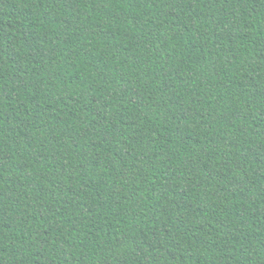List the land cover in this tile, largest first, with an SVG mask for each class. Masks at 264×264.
Instances as JSON below:
<instances>
[{
	"label": "trees",
	"instance_id": "trees-1",
	"mask_svg": "<svg viewBox=\"0 0 264 264\" xmlns=\"http://www.w3.org/2000/svg\"><path fill=\"white\" fill-rule=\"evenodd\" d=\"M0 264H264V0H0Z\"/></svg>",
	"mask_w": 264,
	"mask_h": 264
}]
</instances>
